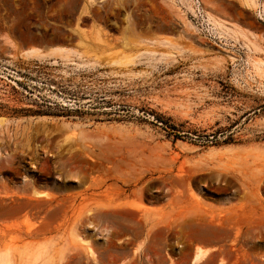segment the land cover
<instances>
[{"label":"rangeland","instance_id":"obj_1","mask_svg":"<svg viewBox=\"0 0 264 264\" xmlns=\"http://www.w3.org/2000/svg\"><path fill=\"white\" fill-rule=\"evenodd\" d=\"M263 9L0 0V252L191 264L207 247L199 264H264ZM56 46L68 59L23 53ZM225 145L241 159L197 174Z\"/></svg>","mask_w":264,"mask_h":264},{"label":"bare ground","instance_id":"obj_2","mask_svg":"<svg viewBox=\"0 0 264 264\" xmlns=\"http://www.w3.org/2000/svg\"><path fill=\"white\" fill-rule=\"evenodd\" d=\"M243 3L245 5H247L248 7H254L255 8V6L257 5V0H243ZM262 15L264 16V9H263V14ZM208 20L211 21L212 23H214V25H217V26H219L221 28L224 27V24H222L220 21L217 22L209 14H208ZM225 28H226V30H229V28H227V27H225ZM71 52H72L71 48L69 49V48H66V47H63V46H56V47H52V48L48 49V51H43L41 48H38V47H31V48H29L27 50H24L23 53H24L25 57L42 60V59H44V58H46L47 56H50V55H58L60 57H64V58L68 59L67 57H69ZM182 143H183L182 147L184 149H190V148L192 149V146H190L189 144H185L184 141ZM238 147H240V146L239 145H225V146H221V147H215L214 146V147H211L209 149V151L212 152V151L216 150V151H219V152L222 151V152L228 154L229 152L235 153L234 151ZM210 152H209V155L213 154V153H210ZM35 194L38 195V196H46L47 192H45V191H37V192H35ZM147 208H150V207H147ZM210 251H211V249L207 248V247L206 248L205 247H196V250L194 252L191 264H199L200 262H202L208 256ZM42 254L43 253H41V251H39L38 254L36 255L37 257L35 256V259L38 258V256H42ZM0 264H12L11 258H10V252H8V251L0 252ZM41 264H43V263H41Z\"/></svg>","mask_w":264,"mask_h":264},{"label":"crops","instance_id":"obj_3","mask_svg":"<svg viewBox=\"0 0 264 264\" xmlns=\"http://www.w3.org/2000/svg\"><path fill=\"white\" fill-rule=\"evenodd\" d=\"M209 149H206L205 151H202L198 153V160L196 161L195 167L197 168L196 173L197 174H205L210 173L211 171L219 172L222 174H226L228 172V169H230V164L235 163L237 159H241L238 152L232 153L231 155H228L227 153H224L222 151H212L210 153H213L209 155ZM219 152V153H218ZM197 158V157H196ZM261 176L264 175V170L260 171L259 173ZM42 246V244L34 243L33 251H26V259L23 260V264H30V260L33 262L35 261V256L37 253V247ZM40 250V249H39ZM11 262L13 264V259L11 257ZM38 264H41L44 262L41 258L38 260Z\"/></svg>","mask_w":264,"mask_h":264},{"label":"trees","instance_id":"obj_4","mask_svg":"<svg viewBox=\"0 0 264 264\" xmlns=\"http://www.w3.org/2000/svg\"><path fill=\"white\" fill-rule=\"evenodd\" d=\"M166 124V123H165ZM173 130H175L176 128L172 127ZM230 139V138H229ZM230 142H232V139L229 140Z\"/></svg>","mask_w":264,"mask_h":264}]
</instances>
